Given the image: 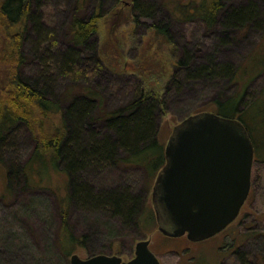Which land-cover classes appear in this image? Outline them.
<instances>
[{
	"label": "rangeland",
	"instance_id": "374dc122",
	"mask_svg": "<svg viewBox=\"0 0 264 264\" xmlns=\"http://www.w3.org/2000/svg\"><path fill=\"white\" fill-rule=\"evenodd\" d=\"M44 1L38 8L34 5L32 11L38 10L41 22L50 29L52 42L49 49L57 54V50H63L67 43V28L75 13L74 0ZM139 2L145 3L146 0ZM227 2L236 5L243 0ZM84 3L85 8L77 11L84 17L93 13L95 4L100 5V11L96 12L100 15L95 21L97 31L88 38V46L77 62L79 68H87L92 75L87 79L78 76L73 82L80 84L85 79L90 87L104 96V102L110 104L130 99L132 93L129 91L135 83L152 91L164 103V109L157 118V138L163 146L173 127L183 118L203 111L216 112L213 102L221 99L220 93L225 97L240 88L239 84H232L226 79H188L185 73L173 66L182 44L205 53L211 51L216 40L201 24L168 20L176 45L175 48L173 46L176 50L173 55L172 45L153 36L149 28L154 23L166 20L164 9L157 8L156 16L140 17L138 22H134L133 0H85ZM259 7L264 19V0ZM260 24L259 32L250 30L241 40L230 41L220 46L218 53L215 51L217 61H230L244 67V74L240 76L243 81L249 78L247 72L256 63L257 57L255 59L253 55H261L259 33L264 27V20ZM23 26L0 25V52L12 47L10 40L13 34L21 33L23 42L20 51L24 56L21 74L29 82L47 84L51 91L49 95L57 97L69 82L57 76L56 72H52L48 79L44 73L43 48L39 51L36 48L32 24L28 22L25 29ZM234 33L230 32L231 35ZM96 55H100L102 66L95 65L98 63ZM200 61L206 62L204 59ZM244 95L246 98L239 104L238 112L246 109L244 123L256 146L249 194L231 226L220 235L192 245L185 254L180 250L182 239L163 235L158 230L156 220L144 225V228L142 226L141 230H135L104 211L81 209L72 202L67 206V175L62 171L38 174L33 167H29L26 168L29 175L25 176L21 166H25L34 142L24 125L19 124L10 130L0 144V264H69L71 255L64 256L61 251L65 233L73 237L72 253L81 258L91 254H107L120 256L127 261L134 256L138 240L150 239L149 247L159 257L161 264H239L241 259L235 252L237 250L248 254L247 260L253 261L252 253L257 250V245L252 244L251 240L244 243L241 237L251 231L264 232V72L255 75L246 85ZM8 171L9 175L11 172V184ZM123 174L118 167H104L94 177H85L97 189L127 186L134 179L141 182L139 172H128L124 177L125 182L121 180ZM28 182L30 185L27 186ZM37 182L40 183L38 186L35 184ZM146 203V210L155 215L151 189Z\"/></svg>",
	"mask_w": 264,
	"mask_h": 264
},
{
	"label": "trees",
	"instance_id": "16d2710c",
	"mask_svg": "<svg viewBox=\"0 0 264 264\" xmlns=\"http://www.w3.org/2000/svg\"><path fill=\"white\" fill-rule=\"evenodd\" d=\"M84 1L74 0L72 5L75 13L67 28V43L56 54L49 49L52 42L50 29L41 22L39 11H32L34 5L38 8L45 1L0 0V25L13 27L24 24L25 29L27 23L31 22L36 35V48L38 51L43 48L44 73L49 79L52 72H56L57 76L69 82L57 97L52 98L47 84L40 85L37 81L29 82L25 79L20 72L24 63V56L20 51L23 35L13 34L10 40L12 47L0 52V86L5 85L0 87V144L10 130L19 124L24 125L34 142L25 166H21L25 176L29 175L26 170L29 167H33L38 174L62 171L67 175V206L72 202L81 209L104 211L119 218L125 226L141 230L142 226L144 228V225L155 220V215L146 210V201L155 176L165 162L164 146L157 138V118L164 109V103L152 91L144 89L138 83L129 91L132 93L130 99L110 104L104 102V96L90 87L85 79L80 84L73 82L78 76L87 79L92 75L87 68H79L77 62L79 63L81 52L83 55L88 46V38L97 31L95 21L100 15L96 12L100 5L93 6L90 16H80L77 11L85 8ZM227 1L146 0L143 3L133 0V21L138 22L140 17L156 16L157 8L164 9L166 20L154 23L149 28L153 36L168 42L172 48L176 45L169 30L170 20L199 23L209 34L214 35L216 43L210 52L187 48L182 44L179 48L181 51L175 55L173 66L185 73L188 79L211 81L220 78L239 84L237 91L225 97L220 93L221 99L217 98L212 102L215 113L236 117L245 126L246 109L238 112V106L246 98V85L255 75L264 72V27L259 33L261 55H253L257 60L248 70L250 76L246 81L240 77L244 74L243 66L239 63L236 66L230 61H217L215 51L218 53L220 46H225L230 41L241 40L250 30L259 32L258 29L262 26L260 22L264 20L259 7L262 0H243L236 5L228 4ZM231 31L235 32L234 35L230 34ZM174 48L173 55L176 54ZM96 56L98 63L95 65L102 66L100 55ZM201 59L206 62L200 61ZM194 61L198 62L192 65ZM104 167L122 169L124 174L121 180L124 182L128 172H139L138 179L141 182L126 179L129 181L127 186L97 189L85 176L94 177ZM9 177L11 172L9 175L8 171V181L11 184ZM35 184L38 186L40 183ZM137 184L140 186L137 187ZM72 240V235L65 233V242L61 248L64 256L72 254ZM249 240L257 245V250L252 253L254 259L250 262L247 260L248 254L244 255L243 251L241 253L237 250V256L241 259L239 264H264V232L260 234L251 231L242 235L244 243Z\"/></svg>",
	"mask_w": 264,
	"mask_h": 264
},
{
	"label": "water",
	"instance_id": "95a60500",
	"mask_svg": "<svg viewBox=\"0 0 264 264\" xmlns=\"http://www.w3.org/2000/svg\"><path fill=\"white\" fill-rule=\"evenodd\" d=\"M165 162L151 189L158 229L167 236L208 238L238 215L251 186L252 139L237 118L203 111L175 125L164 146ZM69 264H161L138 240L134 256L73 253Z\"/></svg>",
	"mask_w": 264,
	"mask_h": 264
},
{
	"label": "flooded vegetation",
	"instance_id": "af4514ba",
	"mask_svg": "<svg viewBox=\"0 0 264 264\" xmlns=\"http://www.w3.org/2000/svg\"><path fill=\"white\" fill-rule=\"evenodd\" d=\"M244 203H245V202H244ZM244 203H243V205H244ZM243 205L241 206L238 215L240 214ZM238 215L235 217V219H234L230 224H228V225H227L226 227H224L222 230H220L219 232H217L216 234H214V235H212V236H210V237H208V238H211V237H214V236L220 235V233H222L226 228H228L229 226H231V225L233 224V222H235V221L237 220ZM247 230H248V229H247ZM163 235H164V234H163ZM165 236H166V237H170V236H167V235H165ZM179 237L182 239L181 242L183 243V245L180 246V250L182 251L181 253H183V254L187 253L188 250L192 247V245L197 244V243H199V242L204 241L205 239H207V238H205V239L198 240V241H192V240H190V239L187 238L186 234H184V235H182V236H179ZM179 237H170V238H179ZM241 239H242V237H241ZM150 242H151V241H150V239H149V244H150ZM232 244H233V243H232ZM232 244L229 245V248L232 247ZM149 248H150V247H149ZM175 251H179V250L175 249ZM235 252H236V251H235ZM158 259H159V257H158ZM159 261H160V260H159ZM160 263H161V262H160Z\"/></svg>",
	"mask_w": 264,
	"mask_h": 264
},
{
	"label": "bare ground",
	"instance_id": "6f19581e",
	"mask_svg": "<svg viewBox=\"0 0 264 264\" xmlns=\"http://www.w3.org/2000/svg\"><path fill=\"white\" fill-rule=\"evenodd\" d=\"M208 48V47H207ZM211 49V48H210Z\"/></svg>",
	"mask_w": 264,
	"mask_h": 264
}]
</instances>
